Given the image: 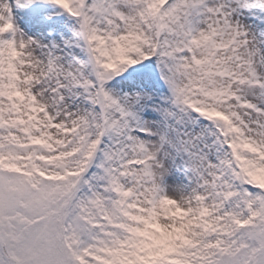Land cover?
Returning a JSON list of instances; mask_svg holds the SVG:
<instances>
[{
    "label": "snow or ice",
    "instance_id": "6c2138e0",
    "mask_svg": "<svg viewBox=\"0 0 264 264\" xmlns=\"http://www.w3.org/2000/svg\"><path fill=\"white\" fill-rule=\"evenodd\" d=\"M43 3L0 0V264H264V0Z\"/></svg>",
    "mask_w": 264,
    "mask_h": 264
},
{
    "label": "rangeland",
    "instance_id": "374dc122",
    "mask_svg": "<svg viewBox=\"0 0 264 264\" xmlns=\"http://www.w3.org/2000/svg\"><path fill=\"white\" fill-rule=\"evenodd\" d=\"M53 11H58V9H54L51 6L44 4L43 0H37V5L33 9L28 11H22L20 15L25 20L32 18L33 22H35L40 20H46L49 13Z\"/></svg>",
    "mask_w": 264,
    "mask_h": 264
}]
</instances>
